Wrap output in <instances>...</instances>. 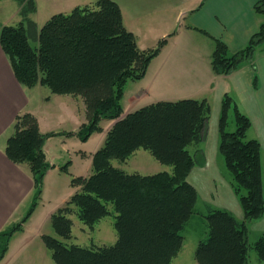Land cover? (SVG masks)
Returning <instances> with one entry per match:
<instances>
[{"label":"trees","instance_id":"1","mask_svg":"<svg viewBox=\"0 0 264 264\" xmlns=\"http://www.w3.org/2000/svg\"><path fill=\"white\" fill-rule=\"evenodd\" d=\"M21 20L0 27V45L13 73L24 87L47 86L52 94L81 96L86 122L75 132L86 138L98 129L101 119L115 120L104 144L92 155V174L71 180L76 189L50 218L56 234L71 237L74 213L93 227L109 214L113 205L117 240L112 245L82 247L68 245L48 234L42 235L55 264H171L180 251L181 231L195 213L198 193L187 177L196 165L204 164L202 149L197 156L187 146L201 144L206 136L211 106L207 99L191 98L156 101L121 116V99L128 81L144 76L147 66L166 39L155 47L140 49L135 35L123 24L122 11L114 0H96L76 6L68 13L53 14L40 28L29 14L34 0H17ZM264 12V0L254 6ZM29 39L37 41V48ZM264 42V21L246 45L229 52L226 44L214 38L211 67L227 75L253 58ZM257 77L253 79L256 86ZM233 109L236 129L227 131ZM219 152L232 176V186L243 209L242 221L226 209L208 207L204 216L206 239L199 240L194 257L197 264H247L249 243L247 223L264 213L261 145L246 139L251 126L247 115L233 98L225 94L219 117ZM14 132L8 137L5 153L16 164H26L33 179L31 205L20 222L0 232V260L15 231L22 229L41 192L42 178L49 169L44 145L55 133H42L30 112L18 114ZM149 151L172 171L153 174L128 173L113 166L137 149ZM257 259L264 262V232L253 242Z\"/></svg>","mask_w":264,"mask_h":264},{"label":"crops","instance_id":"2","mask_svg":"<svg viewBox=\"0 0 264 264\" xmlns=\"http://www.w3.org/2000/svg\"><path fill=\"white\" fill-rule=\"evenodd\" d=\"M95 1L63 0L56 4L49 0L45 7L46 13L41 15L40 0H35L36 9L29 17L40 28L55 13H68L76 6L92 4ZM114 1L121 8L125 28L135 35L140 49L153 48L159 40L166 39L159 53L149 62L144 76L127 84L123 97L131 105L121 116L156 101L207 99L211 106V115L205 139L201 143L205 161L204 164L193 167L188 181L198 192L197 202L203 201L207 208L229 210L241 221L244 216L243 209L228 174H223L218 169L212 170L214 165L218 167L214 160L218 159L219 141L218 145L216 141L212 146L215 149H212L208 139L209 125L212 128L217 125L219 134L222 100L225 94L230 95L239 110L249 117L250 127L254 126L256 131L255 139L261 145V154L264 153V42L256 48L252 60L243 62L227 75L214 73L211 54L214 38L222 40L231 53L246 45L264 21V12L257 13L254 8L261 0ZM0 3L4 6L10 3L14 5L10 20L15 23L21 20L17 0H0ZM255 76L256 86L253 85ZM39 87L41 86L24 87L18 82L0 45V232L21 221L31 205L34 193L33 179L27 165L14 163L5 153L7 139L14 132L15 117L23 112L32 113L36 116L42 133L58 132L60 129L52 126L57 118L68 117L67 121H71L70 128L73 133L87 121L83 98L71 94L51 93L44 102L40 100L41 104L51 107L52 114L44 117L39 115L37 104L40 101L32 100L34 95L31 94L36 89H43ZM114 121L109 123L108 129ZM63 127L68 128L62 124ZM48 139L44 149L48 162L52 164L53 157H50L46 149ZM143 151L142 148L137 149L127 159L137 155L139 158H135L134 167L136 171L133 172L145 175L150 173L145 170L153 164V160ZM119 168L129 172L123 167ZM33 213L34 211L23 223L22 229L12 234L0 264H4L6 257L12 253L20 252L15 255L23 256L31 247L40 245L39 241L44 245L41 239L45 234L43 227L30 229L34 221L31 222ZM47 217L51 218V211ZM251 231L255 232V238L264 232V213L247 223L248 242L252 238ZM185 244L184 239L182 246ZM180 253L181 250L173 259ZM47 264L51 262L47 260ZM247 264L251 263L248 261ZM252 264L264 262L256 259Z\"/></svg>","mask_w":264,"mask_h":264},{"label":"rangeland","instance_id":"3","mask_svg":"<svg viewBox=\"0 0 264 264\" xmlns=\"http://www.w3.org/2000/svg\"><path fill=\"white\" fill-rule=\"evenodd\" d=\"M50 1L51 3L59 4L60 1L63 0ZM46 4H49V0H40L39 10L41 15L46 13ZM13 9L14 5H12L11 3L5 6L4 4L0 3V27L4 24L14 25L15 22H12V20H10L11 12L13 11ZM29 42L33 48H37V41L29 39ZM129 82L130 81H128L127 84ZM127 84L125 85L124 93ZM39 86H41L39 88L43 89H36L37 91H33L31 93L34 95L32 96V100H41L42 102H44L47 99V96L51 95V91L47 86ZM42 97H44V99ZM41 101L37 104V111L39 115L44 117V115L48 116L49 114H52L51 107L48 106V104H41ZM130 105L131 103L126 100V98L122 97V111L128 109ZM67 119L68 117H66L65 119L57 118V120L55 121L56 123H54L52 126L55 125V127L60 130L54 135L49 136V139L47 138L48 141L46 149L50 153V157H53V159L52 164L50 162V167L45 172L42 178L41 192L38 198L36 199V203L34 205V213L31 222L32 220L34 221L31 223L30 229H37L38 227L42 226L43 232L45 234L56 237L68 245L75 244L82 247L112 245L117 240V232L114 227L115 213L113 205L111 203L107 204L109 214L100 219L98 222H96L92 228L80 221L74 213L70 214L69 218L72 220V229L71 237L68 239H62L56 234L51 225L50 219H48L47 217L50 211L52 215L55 211H57L59 207L63 206L65 202L69 199L70 195H72V191L76 189L71 185V180L74 177H88L92 174V155L103 146L108 131L109 123L113 121V119L99 120L98 129L91 132L88 137L81 138L76 133L71 132V121H67ZM227 121L228 124L226 130L230 132L234 131L236 129V124L232 108L229 111ZM62 124L66 125V127L68 128H62ZM209 127L210 128L208 133V139L209 144L212 147L215 145L216 141L218 145V141L220 142V136L218 134L217 125H214V128H212L211 125H209ZM255 137L256 131L254 126H252L247 130L246 139H255ZM64 139L65 141H63ZM199 148L201 149V144L197 146H195L194 144H190L187 146V150H189L191 154L197 157V151ZM212 149H215V147H212ZM143 150V152L148 154V156H150L153 160V164H150L151 166H149L148 169L145 170L149 171V174L161 171H172L171 165L160 163L154 158V156L149 151L145 149ZM135 158L137 159L139 157H137L136 155L135 157H132L131 159H125L124 161L113 159L111 162L113 166L117 168L123 167L127 171H129L128 173H133V171H136L134 170L136 169L134 168L136 164ZM214 161L217 162L218 167L214 165L212 170L218 169V171H221L223 174H228L230 180L232 181V176L225 166V160L223 155L218 152V159H215ZM261 168L264 189V153L261 154ZM207 211L208 208L203 203V201L198 200L195 205V213L188 221L185 228L181 231V234L184 236L186 244L184 245V247L182 246L183 248L181 247L182 249H180V255H178V257L172 260V264H197L194 257L197 243L199 240L206 239L208 236V228L206 225V219L204 217L207 214ZM254 233L255 232L251 231L252 238H250V241L248 242V261L251 264L257 259L256 252L252 248L253 242L257 239L255 238V236H253ZM39 244L40 245L31 247L30 249L25 251L23 256L15 255L18 253L20 254V252L8 255L4 260V264H47V260H49L51 264H55L51 257L50 251L46 247H44V245H42L41 241H39Z\"/></svg>","mask_w":264,"mask_h":264}]
</instances>
